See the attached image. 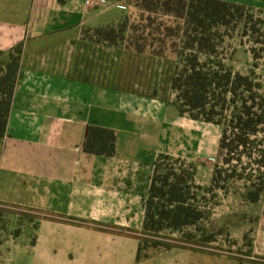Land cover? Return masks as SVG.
I'll use <instances>...</instances> for the list:
<instances>
[{
	"label": "crops",
	"instance_id": "0c3cea01",
	"mask_svg": "<svg viewBox=\"0 0 264 264\" xmlns=\"http://www.w3.org/2000/svg\"><path fill=\"white\" fill-rule=\"evenodd\" d=\"M96 6L94 0H0V52L22 45L0 142V205L43 214L33 245L39 264H110L88 261L112 253L114 238L125 236L133 221L143 222L153 165L160 154L174 155L172 142L179 146V139L172 141L173 130L187 121L173 100L178 58L168 48L169 39L144 34L156 26L143 19L150 14L138 10L141 19L133 25L126 19L125 34L144 33L114 44L99 39L97 31L118 27L125 14L103 19L112 8ZM157 18L164 22L158 30L173 23ZM155 44L164 48L156 50ZM91 126L115 132L113 157L84 151ZM180 134L185 150H197L206 159L208 149L195 141L193 126ZM148 142L159 147L144 163L140 149ZM252 251L264 257V214Z\"/></svg>",
	"mask_w": 264,
	"mask_h": 264
},
{
	"label": "rangeland",
	"instance_id": "374dc122",
	"mask_svg": "<svg viewBox=\"0 0 264 264\" xmlns=\"http://www.w3.org/2000/svg\"><path fill=\"white\" fill-rule=\"evenodd\" d=\"M94 1L97 4V9L112 8V11L103 19H108V17L115 15L117 11L125 14L118 26L126 23V19L130 25L140 22L141 16L138 14V9L134 7L138 0ZM239 1L245 5L258 4L261 9L264 8V0ZM126 7H131V14L127 18ZM143 19L145 21L148 18L144 16ZM232 19L233 21L228 26H219L210 32V35L215 39L212 42V44L216 45L215 54L210 56L200 54L199 59L201 62L212 59L214 67H216V62L220 61L233 74L246 76L251 70L254 71L255 83H261L262 85L259 93L264 94V10H254L245 7L240 11H234ZM151 22L156 25L152 32L128 33L125 34V37H139L144 33L151 39L154 38L161 41L169 39L168 48L170 47L169 49L178 58V65L176 68L174 66L173 70L174 77L175 73H181L185 67V62L181 60L188 59L194 55L188 46L189 35L185 36V27L182 21L173 20L172 24H166L168 25L167 32L156 29L161 23H164L157 16H152ZM214 34L218 38L216 36L215 38ZM167 36H171V38H167ZM124 44L126 45V41ZM154 47L156 50L164 48V46L161 47L159 44H155ZM8 61L9 57L7 55L0 56V71L2 70L3 73H5ZM1 75L3 74L1 73ZM173 100L174 102L176 101L175 94ZM231 111V109L227 110L226 108L225 116L228 119ZM184 116L187 121L180 123L177 126L178 131L174 129L172 135V138L174 137L172 141L179 139V146L172 142L171 153L174 155L169 156L173 159H180L183 169L194 168L196 183L201 186L200 190L196 191L197 201L204 216L203 220L198 224L200 230L190 227L184 229L181 233L170 234L166 232L163 235H168V237L178 240L180 245H185L181 242L185 241L184 237L186 235H189L187 242L189 248L178 246L169 250H154L145 248V246L142 248L141 256L147 255V258L137 262V238L146 237L143 235L142 221L137 219V221L131 223L129 228H126L125 236L114 238L111 244L112 253L107 255L100 253L93 260L89 259V263L262 264L264 262V257H254L252 255L256 226L261 215L264 214V191L260 201L254 204L245 198L249 189V184L245 180L235 179L226 182L223 189H214L213 192L206 190L211 186L216 166L222 169V179L234 169H237L239 173L246 168V173H252L251 179L253 180H256L260 174L257 171V167L249 164L250 158L248 156H241V164H238V155L229 156L227 151H219V127L197 124L196 121H202L194 120L188 114ZM192 126L196 133L195 141L198 145L200 144V147L208 149L207 153L204 154L206 159L197 154V150L191 149L187 151L181 146L180 130L190 132L192 131ZM203 143H206V146ZM257 145L264 150V132L257 136ZM157 146L156 142H148L141 146V158L144 163L148 162V158H151L152 152ZM179 151L184 153L181 158L177 155ZM257 155L258 153L255 152L254 157H257ZM227 159L233 160L226 164L225 161ZM181 164H176L174 167H179ZM261 172L264 178V168ZM135 210H138V207ZM41 218H43V214L37 210L0 205V264H39L37 260L39 251L33 250L32 240L37 236L36 226ZM207 237H210V240L202 241ZM146 238L151 239L149 236Z\"/></svg>",
	"mask_w": 264,
	"mask_h": 264
},
{
	"label": "trees",
	"instance_id": "16d2710c",
	"mask_svg": "<svg viewBox=\"0 0 264 264\" xmlns=\"http://www.w3.org/2000/svg\"><path fill=\"white\" fill-rule=\"evenodd\" d=\"M134 7L150 14L145 20L148 26L154 24L151 22L152 16L182 21L185 36L189 35L188 46L194 55L180 59L185 62V67L172 78L171 89L176 95L174 103L180 115L188 114L194 120L219 127V151H227L229 156L238 155V164H241V156H248L249 164L255 165L260 173L253 180L252 173H246V168L239 173L234 169L222 179V169L216 166L211 186L206 190L213 192L214 189H223L226 182L245 180L249 184L245 198L254 204L259 202L264 191L261 172L264 168V150L257 145V136L264 132V94L259 93L262 85L255 83L252 70L246 76L233 74L220 61L214 67L212 59L203 62L199 59L200 54L210 56L216 52V45L212 44L215 39L210 32L219 26H228L233 21L234 11L245 7L222 0H138ZM164 31L167 32L166 29ZM125 33L126 23H122L116 28L99 29L97 37L117 44L118 41L122 42ZM213 36L217 37L216 34ZM137 48L142 50V47ZM21 53V44L9 53L0 52V56L9 57L5 73L0 71L3 74L0 76V142L6 134ZM226 108L232 110L229 119L225 116ZM116 140L113 130L91 126L86 132L83 148L87 154L113 157ZM255 152L258 153L257 157H254ZM232 160L225 162L229 164ZM176 164H181V160L160 154L153 165L150 186L143 200L142 222L143 235L151 239L137 238V262L147 258V255L141 256L145 246L154 250H169L178 246L189 248V235L181 242L185 246L163 233H181L190 227L200 230L198 224L204 215L199 208L196 191L201 186L196 183L193 167L186 170L182 164L174 167ZM206 240H210V237L202 241ZM35 243L36 237L32 245Z\"/></svg>",
	"mask_w": 264,
	"mask_h": 264
}]
</instances>
